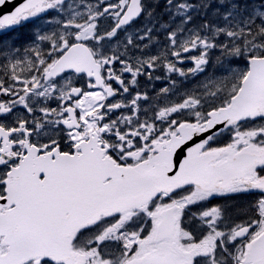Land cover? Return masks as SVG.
Segmentation results:
<instances>
[{
  "label": "snow or ice",
  "instance_id": "obj_1",
  "mask_svg": "<svg viewBox=\"0 0 264 264\" xmlns=\"http://www.w3.org/2000/svg\"><path fill=\"white\" fill-rule=\"evenodd\" d=\"M166 7L163 23L148 0L0 16L47 21L0 43V264H264V0ZM210 53L224 73L180 88ZM158 70L168 86L142 89Z\"/></svg>",
  "mask_w": 264,
  "mask_h": 264
},
{
  "label": "rangeland",
  "instance_id": "obj_2",
  "mask_svg": "<svg viewBox=\"0 0 264 264\" xmlns=\"http://www.w3.org/2000/svg\"><path fill=\"white\" fill-rule=\"evenodd\" d=\"M49 20H53V18H49ZM53 23H54V20H53ZM145 27V24H142L141 25V28ZM41 28H44V29H47V21H44L38 25H35L33 26L29 31H25L23 33L20 34V37H13V36H10L6 39H3L2 41H0V43H5V42H14L16 43L18 46H22V45H25L26 43L30 44L32 42V37L33 35L38 32L39 30H41ZM11 29H7V30H4V31H0V34H6L4 32H9ZM31 31V32H30ZM156 36L158 37V39L163 42L164 41V36H163V33L162 31L160 30H157L156 31ZM210 57H211V60L214 61V66H216L217 64H219L216 60V56L213 55V54H210ZM190 63V61H188L187 63H185L183 65V67L185 68H190L192 66H189L187 67L186 65H188ZM245 66V65H244ZM244 66H241V68H243ZM240 67L237 65V69H239ZM223 70V69H222ZM159 71V70H158ZM225 70L222 71V73H224ZM165 75V74H164ZM214 77H219L218 75L217 76H214ZM144 78V77H143ZM213 78V77H212ZM145 81H148L146 78H144ZM209 78H205L204 80L202 81H199V79H194V78H188L187 80H185L182 84H179V87L180 88H192V89H195L197 87H199L201 85L202 82H204L205 80H208ZM146 82H143L142 84V89H147L148 91L150 92H155L157 91L159 88L161 87H167L168 86V81L166 78L162 77L161 80L159 81H148V83L145 85Z\"/></svg>",
  "mask_w": 264,
  "mask_h": 264
},
{
  "label": "water",
  "instance_id": "obj_3",
  "mask_svg": "<svg viewBox=\"0 0 264 264\" xmlns=\"http://www.w3.org/2000/svg\"><path fill=\"white\" fill-rule=\"evenodd\" d=\"M23 0H11V2H6L3 6H0V16L11 13ZM183 157H181L182 160Z\"/></svg>",
  "mask_w": 264,
  "mask_h": 264
},
{
  "label": "flooded vegetation",
  "instance_id": "obj_4",
  "mask_svg": "<svg viewBox=\"0 0 264 264\" xmlns=\"http://www.w3.org/2000/svg\"><path fill=\"white\" fill-rule=\"evenodd\" d=\"M86 79V78H85ZM81 83H83V82H81Z\"/></svg>",
  "mask_w": 264,
  "mask_h": 264
}]
</instances>
